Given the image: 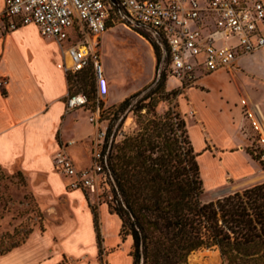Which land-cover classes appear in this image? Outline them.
Segmentation results:
<instances>
[{
    "label": "crops",
    "instance_id": "1",
    "mask_svg": "<svg viewBox=\"0 0 264 264\" xmlns=\"http://www.w3.org/2000/svg\"><path fill=\"white\" fill-rule=\"evenodd\" d=\"M4 1L0 0V13ZM197 1L204 4V0ZM202 24L204 31L213 28L208 16ZM113 26L100 36V47L101 39L107 38L106 33ZM134 34L144 43L150 58L151 73L145 83L148 84L156 77L154 49L144 37ZM106 55L110 57V50ZM251 58L264 62V50L239 59L237 65L243 71L228 73L225 69H218L199 73L196 83L208 91L189 89L187 98L180 102L182 113L186 118L190 114L198 128L197 146L190 140L194 152L198 157L210 154L209 159L215 163L211 170L224 169L223 179L212 187L222 185L228 175L240 177L254 170L247 165L241 150L231 152L232 149L243 148L245 141L249 142L245 148L248 150L252 137L243 114L241 100L245 96L237 87L238 80L243 84H247L248 79L252 82V100L257 101L254 104L264 124V71H253L248 62ZM108 60L103 68L108 91L100 95L95 81L98 99L112 98L120 102L145 85L130 90L120 87L110 58ZM69 66L71 61L66 51L54 40L43 37L36 25L20 26L8 32L0 29V77L8 80L6 87L0 89V166L3 171L19 169L26 173L34 192L47 202L48 213L57 219L35 227L22 243L0 255V264L133 263L130 255L132 237L121 235L120 217L94 193L72 188V179L60 175L54 167L55 153L67 143H70L67 153L75 165L79 169L89 167L97 129L89 121L95 106L73 110L66 107L67 97L79 93L70 83V78L76 75L65 70ZM218 74H223L235 84L240 95L237 104L229 101L227 91L214 90L205 82ZM169 82L175 80H166V85ZM193 94L199 96L200 103L195 102ZM214 104H217L216 110L212 109ZM189 107L190 113L187 112ZM234 109L240 113L237 119ZM204 113L210 116L211 123ZM242 121L247 127L242 125ZM242 128L247 133H242ZM210 149L218 156L215 157Z\"/></svg>",
    "mask_w": 264,
    "mask_h": 264
},
{
    "label": "trees",
    "instance_id": "2",
    "mask_svg": "<svg viewBox=\"0 0 264 264\" xmlns=\"http://www.w3.org/2000/svg\"><path fill=\"white\" fill-rule=\"evenodd\" d=\"M122 19L127 23L123 14ZM133 29L149 41L156 57V77L147 93L119 106L120 114L128 110L140 117L149 105L145 101L165 84L169 58L166 53L158 74L160 42L141 26ZM138 125V132L120 144L115 135L110 140V126L103 160L112 196L108 206L122 221L121 235L132 237V264H188L189 255L204 248H215L222 264H264V182L202 203L198 154L184 117L168 110Z\"/></svg>",
    "mask_w": 264,
    "mask_h": 264
},
{
    "label": "built area",
    "instance_id": "3",
    "mask_svg": "<svg viewBox=\"0 0 264 264\" xmlns=\"http://www.w3.org/2000/svg\"><path fill=\"white\" fill-rule=\"evenodd\" d=\"M5 0L0 29L12 31L34 24L40 34L54 40L69 55L66 72L79 74L93 64L100 95L108 91L99 62V38L122 14L130 27L141 26L160 42L162 58L168 54L167 75L186 85L196 82L199 73L230 70L243 57L264 50L263 0ZM208 16L213 28L204 31ZM163 59L161 60L163 65ZM8 83L0 77V89ZM89 104L83 93L66 99L68 110ZM244 118L252 132L249 151L264 170V124L256 104L241 101ZM89 121L96 125L91 165L79 169L67 153L70 143L60 146L53 162L57 173L71 178L72 188L94 193L104 202L112 200L103 169L107 128L96 104ZM3 170L0 166V174Z\"/></svg>",
    "mask_w": 264,
    "mask_h": 264
},
{
    "label": "rangeland",
    "instance_id": "4",
    "mask_svg": "<svg viewBox=\"0 0 264 264\" xmlns=\"http://www.w3.org/2000/svg\"><path fill=\"white\" fill-rule=\"evenodd\" d=\"M113 20L116 23L113 28L106 33L107 38L101 39L99 62L102 68H104L105 63L108 62L110 58L120 87L126 88V90L140 87L147 82L151 73V62L146 52V46L135 36V31L132 27L124 21L119 20L118 15L114 16ZM108 50L111 52L110 57L106 55V51ZM248 62L252 65L251 69L253 71L255 70L259 73L264 71V62L253 58ZM233 71H243V69L236 64L234 68L227 70L228 73ZM170 78L172 80L173 77L166 74V80ZM174 80L175 82H169L167 85L165 81L160 92L145 101V103H149V105L140 112V117H138V112L133 113L128 112V110L123 114L119 113V106L125 99L117 102L112 98L103 100L97 98L95 93L94 67L91 63L84 71L76 74L75 78H70V83L76 86L79 93H83L87 96L89 102L87 105L88 109L94 107L96 102L98 103L100 108V119L104 121L103 125L106 126L107 130L110 126H113L110 140L115 135V143L120 144L126 136H131L138 132V121L146 122V119H151L153 114H156V116H163L168 110H174L185 117L186 115H184L180 109V102L184 98H187L186 95L189 89L196 88L208 91V89L201 87L196 82L186 85L176 79ZM246 81L247 84H243L241 80H238L237 87H239L243 96H245L242 100H245L246 103L254 104L257 101L252 100L254 93L251 86L253 84L250 79ZM205 82L214 90L222 89L223 92L227 91L228 95H230L229 101L233 104L238 103L240 95L237 92L235 84L229 82L223 74H218L209 80H205ZM151 83L152 81L142 86L136 92L129 93L127 98L136 93H142L133 100L132 104L147 93L149 89L147 91L146 89ZM193 96L195 102L200 103L199 96L197 94H193ZM216 107L217 104L212 105L213 110H216ZM201 111L203 110L201 109ZM187 112H191L190 107ZM233 113L234 117L237 119L238 114H240L239 111L234 109ZM204 116L206 120L211 123L210 116L205 113ZM185 119L189 138L193 140L194 145L197 146L198 128L194 124L195 122L190 114H188ZM242 125L247 127L246 123L243 121ZM242 133L245 134L247 131L242 128ZM248 144L249 142L245 141L242 145L243 148L232 149L231 152L241 150L243 156L247 159V165L254 170L240 177L228 175L222 185L211 186L223 179L225 173L224 169L219 170L217 168L211 170V165L214 166L215 163L209 159L210 154L208 153L197 158L200 168V177L202 179L203 193L200 195V201L202 203L214 200L226 193L241 191L264 182V170L259 166L256 160L251 158L249 155V148L248 150L245 149ZM210 152H212L215 157L218 156L214 153L213 149H210ZM246 159H244L245 162ZM218 166L221 165L219 164ZM55 221H57V219L52 217L47 211V202L34 192L26 173L19 169H14L11 171H3L2 174H0V253L7 251L16 244L22 243L35 227H41L46 223ZM140 264H142V261ZM188 264H222V262L219 252L215 248H204L193 251L188 257Z\"/></svg>",
    "mask_w": 264,
    "mask_h": 264
},
{
    "label": "water",
    "instance_id": "5",
    "mask_svg": "<svg viewBox=\"0 0 264 264\" xmlns=\"http://www.w3.org/2000/svg\"><path fill=\"white\" fill-rule=\"evenodd\" d=\"M111 1L113 2V4L117 5L116 2H115L114 0H111ZM162 59H163V58H162ZM161 64H162V62H161ZM161 64H160V67H159V69H158V74H159L160 71H161ZM150 87H151V86H149V87L146 89V91H147L148 89H150ZM141 94H142V93H141ZM141 94H140V95H141ZM140 95H139V96H140Z\"/></svg>",
    "mask_w": 264,
    "mask_h": 264
},
{
    "label": "bare ground",
    "instance_id": "6",
    "mask_svg": "<svg viewBox=\"0 0 264 264\" xmlns=\"http://www.w3.org/2000/svg\"><path fill=\"white\" fill-rule=\"evenodd\" d=\"M101 69L103 70L102 66H101Z\"/></svg>",
    "mask_w": 264,
    "mask_h": 264
}]
</instances>
